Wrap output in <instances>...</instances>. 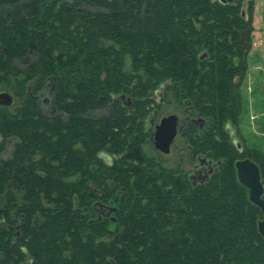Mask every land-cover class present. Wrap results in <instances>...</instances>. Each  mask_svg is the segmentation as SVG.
<instances>
[{"label":"trees","instance_id":"16d2710c","mask_svg":"<svg viewBox=\"0 0 264 264\" xmlns=\"http://www.w3.org/2000/svg\"><path fill=\"white\" fill-rule=\"evenodd\" d=\"M254 5L0 0V87L23 101L0 108V264H264L261 211L235 167L249 157L264 180V153L238 138ZM161 91L211 118L186 133L217 160L204 182L146 152Z\"/></svg>","mask_w":264,"mask_h":264},{"label":"rangeland","instance_id":"374dc122","mask_svg":"<svg viewBox=\"0 0 264 264\" xmlns=\"http://www.w3.org/2000/svg\"><path fill=\"white\" fill-rule=\"evenodd\" d=\"M243 8H247V1L243 3ZM253 24V47L248 56V71L242 87L244 101L243 109L240 114L239 125V133H241L242 136H238V138L241 137V139L239 138L240 141L248 148H258L264 153V0H255ZM26 59L33 62L36 57L27 56ZM13 64L19 70L24 69L27 66V63L21 59H15ZM8 87L5 85L1 86L0 92H9L13 95L11 87ZM43 98H46V101L42 99L40 100L42 101L40 102L42 111L47 116H55L57 113L51 107L50 102H48L50 99L49 95L45 93ZM156 98L160 101L161 106L159 111H153L147 116L143 127L145 128V132L148 128H150L151 132H153L155 125L158 124L165 116L175 114L179 116L180 119L185 116L183 108L179 106L170 95L167 96L161 91L156 94ZM22 102L23 101L20 98L18 99L15 96L14 103L10 106V109L15 110L16 107L22 104ZM206 120L207 124L202 129L204 131L209 130L212 126L211 118H206ZM227 128L229 129V132H231L233 138L236 139V135L234 134V132H236L235 127L229 125ZM14 142V138H9L7 140L6 149L2 154L5 159L11 157ZM190 145L191 144L187 141V139L179 134L175 139L170 153H160L155 148L151 139L149 142L145 143V149L148 155L153 156V158H158L157 160L153 159V163L161 161L163 166L160 165V168L172 169L170 171L174 172L188 173V170L192 169L195 165H198L199 161L197 157L204 154H195L192 152ZM212 161V164L217 162L216 159V162L213 159ZM73 178H75V175ZM194 183H198V181L195 180Z\"/></svg>","mask_w":264,"mask_h":264},{"label":"water","instance_id":"95a60500","mask_svg":"<svg viewBox=\"0 0 264 264\" xmlns=\"http://www.w3.org/2000/svg\"><path fill=\"white\" fill-rule=\"evenodd\" d=\"M13 102L14 96L11 93L0 92V107H9ZM177 134L178 116L175 114L165 116L156 125L152 133L155 147L165 154L169 153ZM234 141L239 150H242L240 143L236 139ZM235 167L239 182L248 189L250 201L261 211V216L257 220V228L261 236L264 237V180L261 168L258 163L249 157L237 159ZM207 178H209V175Z\"/></svg>","mask_w":264,"mask_h":264},{"label":"flooded vegetation","instance_id":"af4514ba","mask_svg":"<svg viewBox=\"0 0 264 264\" xmlns=\"http://www.w3.org/2000/svg\"><path fill=\"white\" fill-rule=\"evenodd\" d=\"M13 96H14V100H15V95L13 94ZM158 102L160 103L159 100H158ZM0 108H5V107H0ZM187 110L188 109L184 110L185 111V116L183 118L180 119V117L178 116V134H177V136L179 134H181L185 138H186V133L188 132L190 126L196 125V126L202 128L207 123V120H205L204 118L195 117L194 115H192V112H189L187 114ZM161 120H160V122H161ZM156 125H155V127H156ZM154 130H153V132H154ZM153 132H151L150 139L154 143L153 136H152ZM175 139H174V142H175ZM174 142H173V144H174ZM173 144H172V146H173ZM172 146H171V149H172ZM190 148H191L192 152H194L193 147L190 146ZM158 151L163 154V152H161L160 150H158ZM197 159L199 161L198 165L194 164L195 166L192 169L187 171L188 172L187 175H188V177H189V179H190V181L192 183H194L195 180H197L199 183L204 182L206 179H208L207 178L208 175H211L212 172L216 169V166H217V163L212 164V162H213L212 159L208 158L207 155H199V157H197ZM105 209H107V208L100 207V211H104Z\"/></svg>","mask_w":264,"mask_h":264}]
</instances>
